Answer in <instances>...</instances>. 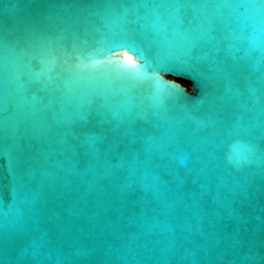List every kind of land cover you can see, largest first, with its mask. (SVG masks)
Here are the masks:
<instances>
[{
  "label": "water",
  "instance_id": "water-1",
  "mask_svg": "<svg viewBox=\"0 0 264 264\" xmlns=\"http://www.w3.org/2000/svg\"><path fill=\"white\" fill-rule=\"evenodd\" d=\"M0 264H264V0H0Z\"/></svg>",
  "mask_w": 264,
  "mask_h": 264
},
{
  "label": "snow or ice",
  "instance_id": "snow-or-ice-1",
  "mask_svg": "<svg viewBox=\"0 0 264 264\" xmlns=\"http://www.w3.org/2000/svg\"><path fill=\"white\" fill-rule=\"evenodd\" d=\"M117 49H127L128 51L124 52V56L131 63L124 64L111 58L103 60L90 58V61L86 63L77 57L79 62L76 63L74 67L81 71H91L94 73L98 72L106 77L115 76L118 79H125L136 84L154 82L158 90H160L159 86L163 84L165 88L172 90L174 95H185L183 89L178 87L176 84H168L159 79L156 73L161 70H153V75H148L147 69L150 66L149 61L146 53L139 45L133 43L131 40H117L105 46L106 52H115ZM129 52L136 53V59L142 62L139 66L136 65L135 61H133V57L129 55ZM51 62L54 63L55 61L53 60Z\"/></svg>",
  "mask_w": 264,
  "mask_h": 264
}]
</instances>
